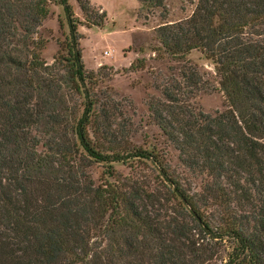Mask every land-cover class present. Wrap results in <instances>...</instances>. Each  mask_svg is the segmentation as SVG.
Wrapping results in <instances>:
<instances>
[{
  "label": "trees",
  "instance_id": "16d2710c",
  "mask_svg": "<svg viewBox=\"0 0 264 264\" xmlns=\"http://www.w3.org/2000/svg\"><path fill=\"white\" fill-rule=\"evenodd\" d=\"M76 1L89 27L103 25ZM52 6L63 8L69 54L48 65L36 35ZM155 37V55L183 66L155 85L148 110L202 179L198 192L134 146L122 103L94 91L110 68L85 69L68 0H0V264H264V0H197ZM192 51L213 64L221 112L194 102L209 88ZM92 165L104 169L98 184Z\"/></svg>",
  "mask_w": 264,
  "mask_h": 264
},
{
  "label": "rangeland",
  "instance_id": "374dc122",
  "mask_svg": "<svg viewBox=\"0 0 264 264\" xmlns=\"http://www.w3.org/2000/svg\"><path fill=\"white\" fill-rule=\"evenodd\" d=\"M196 1L163 0V7H152L136 0H89L99 16L102 13L106 15L102 26L89 27L77 1L68 0L76 21L81 60L85 69L97 73L101 66L110 68L103 70L97 77L94 91L102 96L108 90L122 103L123 113L132 122L131 143L162 157L169 166L170 174L191 192L200 191L202 179L192 175L181 165L178 153L153 123L148 101L150 97L160 98V91L155 85L170 77H177L183 66L182 62L172 60L163 51L160 52L162 59L155 55L153 50L161 48L155 37V29L188 18ZM36 37L45 42L40 54L48 65L55 58L67 57L69 29L63 8H50V14L41 23ZM141 59L145 61L144 69L129 70L131 64L137 65V61ZM186 60L195 65L208 82L209 89L199 92L194 102L207 114L223 111V96L218 90V78L213 64L198 51H192ZM107 74L110 77L106 78ZM37 150L42 151V148L38 147ZM114 169L122 176L131 174L121 164H115ZM103 170L100 165H92L88 169L95 184L99 183ZM141 174H146V171H141Z\"/></svg>",
  "mask_w": 264,
  "mask_h": 264
},
{
  "label": "built area",
  "instance_id": "2783aa9c",
  "mask_svg": "<svg viewBox=\"0 0 264 264\" xmlns=\"http://www.w3.org/2000/svg\"><path fill=\"white\" fill-rule=\"evenodd\" d=\"M105 55H106V56H109V54H108L107 52H105Z\"/></svg>",
  "mask_w": 264,
  "mask_h": 264
},
{
  "label": "crops",
  "instance_id": "0c3cea01",
  "mask_svg": "<svg viewBox=\"0 0 264 264\" xmlns=\"http://www.w3.org/2000/svg\"><path fill=\"white\" fill-rule=\"evenodd\" d=\"M81 18V17H80Z\"/></svg>",
  "mask_w": 264,
  "mask_h": 264
}]
</instances>
